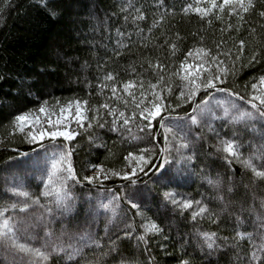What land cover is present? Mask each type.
Returning <instances> with one entry per match:
<instances>
[{"label": "snow or ice", "instance_id": "snow-or-ice-1", "mask_svg": "<svg viewBox=\"0 0 264 264\" xmlns=\"http://www.w3.org/2000/svg\"><path fill=\"white\" fill-rule=\"evenodd\" d=\"M37 2L50 16L58 15L57 5L52 0ZM156 7L162 11L148 28L149 34L168 13H174L164 0H157ZM255 7L254 0H194V3L185 4L181 11L185 14L194 12L207 19L209 24L213 16L223 21L225 14L240 21L233 25L229 20L221 27L220 39L213 42L214 49L204 46V37H200V43L189 49L172 71L168 70L171 65L144 57L147 71L152 72L151 78L138 73L132 65H129L131 78L122 82L116 80V74L106 73L100 87L108 88L110 96L104 103L91 108L87 107L88 101H76L74 115L68 111L72 101L64 106L57 101L58 113H52L46 107L48 102L44 101L36 110L17 111L12 115L8 137L19 134L28 147L26 150L11 148L16 155L0 162V181L3 182L0 190L12 197L0 202V257H3L4 264H94L88 257L89 245L96 251L107 247L108 251L101 254L120 256L117 264H138L121 256L117 241L135 237L138 244L143 243L144 251L149 252V234L163 230L141 211V205L149 195L157 193L165 205L191 211L194 222L197 217H206L213 225L220 223V217L210 209L209 203L212 200L226 202L225 206L234 210L230 213L234 218L231 229L234 235L221 236L218 231L197 229L201 249L211 253L222 245L227 247L226 242L232 240L236 264H264V198L258 208L248 206L247 186H244V195L238 201L230 200L240 191L243 182L238 184L234 173L228 175L231 165L238 163L250 184H264V75L251 84L252 94L248 97L234 87L226 86L229 77H235L237 65L240 68L245 66L243 61L249 45L244 39L236 38L230 46L232 37L225 38L224 34L238 32L244 17ZM130 9L136 12L131 17L133 24L146 20L145 12L134 8L131 0L120 11L126 13ZM259 16L264 18V8L259 11ZM124 20L127 22L129 16L125 15ZM255 31L254 28L249 29L250 33ZM136 32L147 47L143 29L137 27ZM117 35L123 37L125 33L117 29ZM164 39L171 54L175 55L177 44L183 38L177 33L171 43L167 36ZM117 44L120 49L127 47L119 40ZM115 55L120 56V51ZM260 62H264V42L260 37H254L247 66ZM140 67L143 70V64ZM26 95H33L30 84ZM73 123L75 127H72ZM241 126L245 131L250 129V134L259 132V140L262 141L247 155L242 151L245 142L237 131ZM94 127L107 128L122 140L126 137L130 142L143 146L124 155V166L120 170L89 163L85 171L90 170L91 174L81 176L74 166L71 142L81 130ZM88 139L95 141L99 137L90 135ZM3 143L4 139L0 138V144ZM197 145L213 151L198 155ZM247 145L252 147V142L248 141ZM201 155L222 160L224 175L212 174L210 169L216 166L214 160L208 164L206 172ZM197 166L202 173L201 180L216 190L209 203H205L203 197L194 200L177 191L180 179L195 172ZM110 177L122 181V192L105 187L104 182ZM33 180L37 181L38 193L30 190ZM76 184L96 188L94 196L91 191L86 194L88 212L93 221L101 214L106 217L103 237L90 230L70 233L63 224L57 232L55 224L75 213L79 198L69 186ZM120 201L135 209L136 216L143 222L138 228L134 223L126 224L122 236L112 240L108 238L109 226L118 215ZM253 213L259 227L253 232L244 231ZM106 238L107 245L103 243ZM245 240L250 250L241 247ZM147 260L148 264H155L150 254ZM177 264H192L183 246Z\"/></svg>", "mask_w": 264, "mask_h": 264}, {"label": "trees", "instance_id": "trees-1", "mask_svg": "<svg viewBox=\"0 0 264 264\" xmlns=\"http://www.w3.org/2000/svg\"><path fill=\"white\" fill-rule=\"evenodd\" d=\"M128 2L129 0H52V3L57 5L58 12V15L53 17L37 0H7L6 7L5 0H0V138L4 139V143L0 144V162L8 156L16 155L11 148L26 150L28 147L19 134L8 137L9 121L17 111H27L43 104L44 101L51 105L57 104V101H88V108L102 104L110 96L108 88L100 87L106 73L116 74V80L122 82L131 78L129 65H132L138 73L142 72L146 78H151L152 72L147 71L148 65L142 59L144 57L153 61L159 59L162 63L171 65L168 70L172 71L176 63L183 59L184 54L200 43V37H204V46L214 49L213 42L220 39L221 27L229 20L233 25L240 23L235 16L229 18L225 14L223 21H218L213 16L212 23L209 24L207 19H202L194 12L185 14L181 11L185 4L194 3V0H164L167 7L174 9V13H168L164 21L149 34L148 28L162 11L156 7L157 0H131L134 8L144 11L147 17L136 24L131 20V17L136 15L134 9L126 13L120 11ZM254 3L255 9L244 17L240 30L224 34L225 38L232 37L229 40L230 46L236 38L244 39L249 45L243 61L245 66L240 68L237 65L235 77L230 76L226 84L246 97L252 94L251 84L257 82L260 75H264V62L247 66L253 38L260 37L264 42V18L259 16V11L264 8V0H254ZM125 15L129 16L127 22L124 20ZM137 27L143 29L142 35L147 47L141 43V36L136 32ZM251 28L256 31L250 33ZM117 29L125 35L119 37ZM177 33L183 39L178 42L175 55H172L164 38L167 36L168 42L171 43ZM118 40L127 47L120 49ZM116 51H120L121 55H115ZM140 64H143V70ZM29 84L33 93L31 96L26 95ZM17 92L19 95H16ZM237 131L241 133L245 143L254 142L255 135L259 134H250V129L245 131L243 126ZM90 135L98 136L99 139L89 141ZM209 139L212 142L211 138ZM254 145L253 150L260 144ZM142 146L130 142L126 137L122 140L107 128L95 127L91 130H81L71 142L74 166L81 176L87 174L85 170L89 163L103 164L105 168L120 170L124 166V155L128 151H137ZM196 150L198 155L213 151L200 145H197ZM242 151L247 154L251 149L246 145ZM201 160L206 172L208 164L214 160L216 166L210 171L213 175H224L225 166L222 160L203 155ZM233 173L235 181L238 184L241 181L243 183L237 195L229 199L238 201L245 193L244 186H247V204L258 208L264 198V184H250L238 163L231 165L228 175ZM201 175L197 166L189 177L180 179L177 191L194 200L203 197L205 203H209V198L216 195V190L207 186L201 180ZM121 183L116 177H110L104 182L105 187L114 192H122ZM251 186L254 188L253 193ZM70 190L75 196H79L81 192L97 191L94 187L79 184L72 185ZM225 204L226 202L215 200L209 203L210 209L220 217V223L213 225L206 217H197L194 222L191 219V211H181L171 205H165L158 193L149 195L141 205V211L148 218L155 220L163 231L149 234L147 253L143 243L138 244L135 237L121 238L116 246L121 256L138 264H148L149 254L154 257L155 264H177L182 246L192 264H236L235 249L231 247L232 240L226 242L227 247L222 245L219 250L208 253L207 250L201 249V241L197 235V229L218 231L221 236L234 235L231 231L234 218L230 215L234 210ZM248 219L249 226L244 231L253 232L259 227L256 214L253 213ZM142 222L141 217L136 216L135 209L120 201L118 215L109 226L108 238L117 240V236H122L126 224L134 223L138 228ZM105 225L106 217L103 215L96 229V233L101 237L104 236ZM107 242L106 238L103 243L107 245ZM161 245L164 247L161 248ZM241 247L250 250L247 240L242 242ZM107 251V247L96 251L90 245L89 260L94 264H117L121 257L112 253L107 256L101 254Z\"/></svg>", "mask_w": 264, "mask_h": 264}, {"label": "rangeland", "instance_id": "rangeland-1", "mask_svg": "<svg viewBox=\"0 0 264 264\" xmlns=\"http://www.w3.org/2000/svg\"><path fill=\"white\" fill-rule=\"evenodd\" d=\"M257 94H259V88L257 89ZM68 102H64V103H59L60 106H64L66 105ZM57 104H47L46 107L52 112V113H58L59 112V108L56 106ZM75 101H73L72 103V107L70 109H68V111L70 113H72L74 115V111H75ZM40 107V105H38L35 108H32V110H36ZM41 118L43 119V116L41 115ZM53 118H55V115H53ZM72 127H75V124L73 123ZM257 127L259 128V125H257ZM257 135L259 136V134L257 133ZM257 135H255L254 137V144L258 145L261 144L262 141L259 140V138H257ZM211 138V137H210ZM212 143H214V139L211 138ZM258 143H257V142ZM252 143V147H250L251 151L253 150V147L255 146ZM247 145V142L245 143V146ZM254 145V146H253ZM248 154V153H247ZM245 154V155H247ZM87 174H91V171L88 170L86 171ZM190 175H188L187 177H189ZM183 178V177H182ZM2 181H0V189H2ZM70 189L72 188V185L69 186ZM30 190L32 192L38 193L39 192V188L37 187V181L33 180L31 181L30 184ZM251 191L252 193L254 192V188L251 186ZM180 192V191H179ZM88 192H81L79 194V196H77L79 199L76 201V210L75 213L71 216H69L68 218L64 219V220H60L55 224V228L57 230V232H59L61 225L63 224L64 226H66V230L70 233H79V232H83L85 230H90L93 233H96V229H97V225L99 220L102 218L103 214H101L97 220L93 221L92 215L88 212V203H87V194ZM181 193V192H180ZM96 194V192H93L92 195L94 196ZM12 197L6 195L3 193L2 190H0V202L6 201V200H11ZM94 203V202H93ZM221 205V204H220ZM193 210H195V207L193 208ZM90 246V245H89ZM0 264H4V259L3 257H0Z\"/></svg>", "mask_w": 264, "mask_h": 264}]
</instances>
